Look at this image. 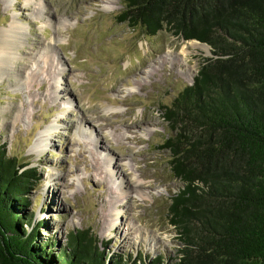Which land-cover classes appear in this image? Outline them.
<instances>
[{
	"label": "rangeland",
	"instance_id": "1",
	"mask_svg": "<svg viewBox=\"0 0 264 264\" xmlns=\"http://www.w3.org/2000/svg\"><path fill=\"white\" fill-rule=\"evenodd\" d=\"M122 9L123 0H0V28L26 26L20 51L31 54L0 79V142L35 167L25 215L45 223L42 239L63 245L85 230L114 253L175 260L168 206L181 182L161 148L170 133L162 107L211 52L166 28L133 29Z\"/></svg>",
	"mask_w": 264,
	"mask_h": 264
},
{
	"label": "trees",
	"instance_id": "2",
	"mask_svg": "<svg viewBox=\"0 0 264 264\" xmlns=\"http://www.w3.org/2000/svg\"><path fill=\"white\" fill-rule=\"evenodd\" d=\"M119 21L211 52L162 107L177 257L114 253L85 230L42 239L45 223L25 215L35 167L0 142V264H264V0H123Z\"/></svg>",
	"mask_w": 264,
	"mask_h": 264
},
{
	"label": "bare ground",
	"instance_id": "3",
	"mask_svg": "<svg viewBox=\"0 0 264 264\" xmlns=\"http://www.w3.org/2000/svg\"><path fill=\"white\" fill-rule=\"evenodd\" d=\"M27 4L28 3H26V5ZM25 43H27L26 42V26H24L22 23H19L18 21L13 20L7 27L0 28V79L2 78L3 75L8 76L12 73V71H15L14 65L17 63V61L23 60V59L26 60V63L29 61V57H31V54L23 56L22 52L20 51L21 47ZM17 74H14L13 77L18 76ZM21 75L22 74L20 71L19 76H21ZM27 79L29 80V78H27ZM190 80H191V77H188L186 79V81L188 83L190 82ZM29 82L31 83V80H29ZM41 140L46 141L47 138L45 136H43L41 138ZM37 142H38V140H35L34 146L37 144ZM37 146H39V145H37ZM38 150H40V149H38ZM38 152H40V151H38ZM97 168L99 170H101L100 167L97 166ZM112 173H113V171H112L111 167L109 166L108 173H106V174H108V176H111L110 174H112ZM49 178L51 180H56L57 176L55 174H50ZM135 182H136V184L131 187L132 188L131 191H135L136 193H140V196H142V191H143V189H142L143 185L142 184L144 182H142L138 179H135Z\"/></svg>",
	"mask_w": 264,
	"mask_h": 264
},
{
	"label": "water",
	"instance_id": "4",
	"mask_svg": "<svg viewBox=\"0 0 264 264\" xmlns=\"http://www.w3.org/2000/svg\"><path fill=\"white\" fill-rule=\"evenodd\" d=\"M198 42V41H197ZM201 45H204V46H206V47H208L209 48V46L206 44V43H201V42H199ZM19 264H23V263H19Z\"/></svg>",
	"mask_w": 264,
	"mask_h": 264
}]
</instances>
